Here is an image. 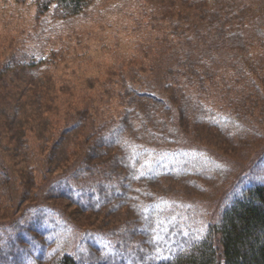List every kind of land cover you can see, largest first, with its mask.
<instances>
[{"label":"trees","instance_id":"16d2710c","mask_svg":"<svg viewBox=\"0 0 264 264\" xmlns=\"http://www.w3.org/2000/svg\"><path fill=\"white\" fill-rule=\"evenodd\" d=\"M33 1L36 16L51 12L55 18H66L81 13L91 0ZM259 1L261 2L255 3V0H245L242 5L241 0H214L213 5H210L206 0H182V4L176 5L175 10L166 11L165 18L161 19L171 26L169 34L175 42L171 41L169 48L175 47L176 50L172 51L174 57L164 59L165 62L159 64L158 73L161 77L159 76L158 81H147L144 85L139 83L138 87L143 86L146 91H140L135 81L126 83L125 95H121L122 103L126 102L127 108L138 98L137 95L162 102L160 108L165 117H152L163 122H151L154 128H159V131L153 132L154 135L150 133L146 136H134L137 126L127 124L128 127L125 128L123 125L125 112L116 115L113 113L114 116L102 112L100 109L106 104L104 101L107 96H98L93 102L86 100L80 105L79 112L69 115L68 123H71L66 132H76L80 135L84 132L82 137L92 141V144H89L93 150L99 146L105 156L113 158V163L105 162L97 167H109L111 171L102 170L98 173L97 167L93 165L92 171L89 168V175L85 167L88 165H81L86 161L82 163L83 160H73L75 165L71 169L68 168L69 170L76 168L82 177H90L94 173L95 180L100 181L95 183L93 190L82 188L87 184L80 186L73 183L77 177L48 176L45 178L44 187L38 190L39 193L45 191L46 185L50 193L51 190L59 191V188L67 187V184L70 187L62 191L70 195L71 199L76 196L73 203L81 210L100 212L107 208L113 211L128 207L134 209L136 220L140 219L139 222L132 224V228L128 222L113 225V228L89 230L88 227L76 224L60 207L46 204L45 201L31 203L22 207L17 214L13 213L8 220L0 219V264H82L76 261L80 254L78 248L82 243L96 246L98 249L92 256L99 258V261L87 260L84 264H111V261L114 264H264V182L243 184L238 192L227 196V199L226 193L229 192L221 190L211 209L205 211V217L199 221L194 218L191 221L190 213L185 210L187 203L178 198L151 194L150 198L140 200L139 196L134 195L138 183H152L166 177L190 181L191 178L202 175L205 170L204 162L207 156L209 157L204 151L206 148L185 140L180 131L171 133L180 125L185 126L182 119L191 120L193 114L191 111L190 114L185 113L183 118L178 115L168 119L167 115L177 113L178 106L175 103H179L178 99L186 102L185 99L189 98V101L195 94L200 100L193 106L195 117L199 112L198 106L224 110L226 104L219 106L215 104V100L213 103L201 101L202 96L199 94L211 88L229 94L230 99L234 100L231 97L234 86H227V82L235 79L236 74L240 73L249 83L251 80L259 82L256 93L264 105V100L261 99V92L264 90V56L262 62L257 64L258 69L252 64L248 67L240 66L239 61L234 63L233 57L223 62L221 60L223 52L235 53L241 45L251 46L254 43L252 28H264V0ZM185 11L192 12L187 19H183ZM198 29H206V37L213 40L202 42V38L196 34ZM213 30L223 36L214 39ZM243 33L249 35L244 37ZM244 50L248 52V48ZM28 54L29 60L18 61L16 58V62L4 63L1 67L3 74L13 68L24 75L19 81L15 79L10 83V95L27 96L29 87H21L27 83L23 78L29 79L31 75L33 80H37L43 74L40 67L53 64L50 61L54 60L51 54L37 55L32 50ZM16 55L18 54H11V57ZM202 58L204 61L200 62ZM34 68L36 70H33ZM228 76L229 80L226 82ZM2 90L3 86L0 84V178L7 182L13 180L14 168L7 163V155L3 153V150L8 149L1 145L6 143L2 140L8 139V128L4 122L6 118H17L15 114L20 108L19 105L7 104L10 95L3 98ZM129 96L134 97L130 100ZM39 111L41 115V109ZM224 112L227 113L219 114L221 117L215 124L217 129L225 126L235 128V125L240 129L245 124L237 102L235 104L230 101V107ZM234 114L238 117H234ZM121 129L124 133L120 132ZM86 131H93L94 137L91 139L94 140L85 135ZM147 139H154V142ZM25 142L26 139L22 140L15 145V149H22L21 145ZM38 148L42 149L41 146ZM13 150L14 148H11V151ZM63 153H66V150ZM23 156L29 163L35 152L27 150ZM54 162L47 157L41 160L43 164ZM60 162L62 161H57ZM249 164L241 171L244 172ZM205 174L212 178L214 170L205 171ZM239 178L237 173L233 177L234 183L238 182ZM81 179L84 181L86 178ZM30 180H33L32 177ZM192 183L196 185L198 182ZM107 184H112L114 188L106 192ZM11 186L16 185L11 183L4 187L0 184L2 189ZM72 188L76 194L82 195L74 194ZM178 205L182 206L177 208ZM126 235L130 237V241L125 239ZM178 243L190 250L182 253L181 248L175 247ZM82 249L88 253L89 248ZM145 252L147 254H143ZM142 255L148 256V259L141 260Z\"/></svg>","mask_w":264,"mask_h":264},{"label":"rangeland","instance_id":"374dc122","mask_svg":"<svg viewBox=\"0 0 264 264\" xmlns=\"http://www.w3.org/2000/svg\"><path fill=\"white\" fill-rule=\"evenodd\" d=\"M181 1L91 0L81 13L66 18H55L51 12L36 16L33 0H0V84L3 86V98L11 94L10 83L24 77L19 70L13 68L3 74L1 67L4 63L16 62V58L18 61L29 60L28 53L31 50L37 55L51 54L54 59L50 60L53 62L52 65L40 67L43 74L39 79L33 80L34 77L31 78V75L29 79L23 78L27 83L21 87L24 85L29 87L27 96L10 95V99L7 100V104H12L11 106L19 105L20 110L15 114L17 118L14 120L6 118L4 122L8 128L6 130L8 139L2 140L6 143L1 145L9 151L3 150V153L7 155L5 157L7 163L14 168V178L7 182L0 178V184L7 187L13 183L16 186L8 189L0 188V219L8 220V217L13 213L17 214L25 205L45 201L46 204L62 208L76 224L88 227L89 230L113 228V225L128 222L132 228V224L139 222L140 219L136 220L134 209L128 207L113 211L107 208L100 212L81 210L73 203V199L76 200L77 197L71 199L70 195L62 191L70 187L65 183L67 187H61L59 191L51 190L48 193L47 185L43 193L41 191L40 194L38 190L44 187L46 177L61 176L62 178L77 177L73 183L80 186L87 184L82 188L91 191L90 188L93 190L95 183L100 181L95 180L94 173L90 177H82V174L75 170L76 168L69 170L75 165L73 160H83L82 163L86 161L81 165H88L85 166L88 174L90 170L92 171L93 165L97 167L105 162L113 163V158L105 156L101 147L92 149L89 144H92V141L89 142L82 137L84 132L81 135L76 132H66L71 123V121L68 123L69 115L79 112L80 105L86 100L93 102L98 96H107L104 101L106 104L100 110L108 115L125 112L123 125L125 128L128 127L127 124L136 125L134 136H146L150 133L154 135L155 131H159V128H154L151 122L163 123L152 119V117H165L160 108L162 102L137 95L138 98L127 108L126 102L122 103L121 95H125L126 83L137 81L138 87L139 83L144 85L147 81L160 79L159 64L165 62L164 59L174 57L172 51L176 50L175 47L169 48L171 41L175 42L169 34L171 26L161 18H165L167 10H175L176 5H181ZM244 1L241 0L242 5ZM206 2L213 5L214 0H206ZM259 2L261 1L255 0V3ZM189 14L192 15V12L185 11L183 19H187ZM198 30L196 34L202 38V42L213 40L206 37V29ZM251 31L254 43L251 46L241 45L235 53L223 52L222 62L233 57L234 63L237 64L239 61L240 66L248 67L252 64L256 69L259 68L257 64L262 62L264 56V28H252ZM247 35L249 34L243 33L244 37ZM222 36L217 30L212 31L214 39ZM50 47L53 49H49ZM247 48L246 53L244 49ZM11 54L18 55L11 57ZM202 61L203 58L200 62ZM236 76L229 82H227L229 76L226 78L227 86H234L231 93L234 100L230 99L229 94L211 88L199 95L202 96L201 101L213 103L215 100V104L219 106L226 104L224 110L230 107V101L235 104L237 102L243 114L241 119L245 124L240 129L237 125L235 128L225 126L217 129L215 124L221 117L219 114L227 112L210 106H198L199 112L195 117L193 106L200 101L195 94L189 101H187L189 98L185 99L186 102L178 99L179 103H175L178 106L177 113L166 117L171 120L178 115L183 118L185 113L190 114L191 111L193 114L191 120L182 119V124L185 126L180 125L171 133L180 131L185 140L199 144L203 149L206 148L204 151L209 157L207 156L204 162L205 170L202 175L195 176L190 181L166 177L152 183H138L134 195L139 196L140 200L150 198L151 194L178 198L187 203L185 210L190 213L191 221L193 218L199 221L205 217V211L211 209L221 190L225 189L229 192L226 193L227 199V196L238 192L243 184L264 182V105L261 104L256 93L259 82L251 80L249 83L240 73ZM138 89L146 91L143 86H139ZM261 95V99L264 100V90ZM133 97L129 96V99L132 100ZM39 109L42 111L41 115ZM237 115L233 116L238 117ZM120 132L124 133V130L121 129ZM85 135L90 139L94 137L93 131H86ZM25 139L26 142L21 145L22 149H15V145ZM148 141L154 142V139ZM82 143L85 144L78 145ZM39 146L42 149H39ZM11 148L14 150L11 151ZM27 150L35 152L29 163L23 156ZM65 150L66 153H63ZM45 157L55 162L41 163ZM59 160L62 162L57 163ZM248 164L250 166L242 172L241 169ZM109 169V167L107 169L97 167L96 171L100 173ZM212 170L214 176L210 178L205 171ZM237 173L240 180L234 183L233 177ZM31 177L33 182L30 180ZM81 178L86 179L83 181ZM193 181L198 183L195 185ZM111 188L114 186L107 184L105 191ZM73 192L76 194L74 189ZM13 201L15 204L12 203ZM181 206L178 205L177 208ZM125 239L131 240L127 235ZM178 244H175V247L181 248L182 253L190 250ZM83 247L89 248L88 253L82 249ZM78 249L80 251L76 259L78 263L84 264L87 260L99 259L92 256L98 248L90 243H82ZM146 259L148 256L141 257V260ZM95 264H106V262ZM111 264H114L113 261Z\"/></svg>","mask_w":264,"mask_h":264}]
</instances>
